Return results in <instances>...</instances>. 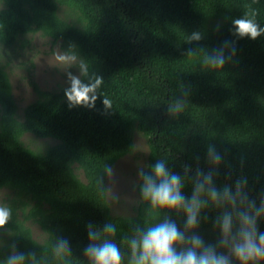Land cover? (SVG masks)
<instances>
[{"label": "trees", "instance_id": "16d2710c", "mask_svg": "<svg viewBox=\"0 0 264 264\" xmlns=\"http://www.w3.org/2000/svg\"><path fill=\"white\" fill-rule=\"evenodd\" d=\"M0 4L1 46L38 33L77 58L81 84L95 85L88 102L75 103L66 95L72 81L41 90L29 73L36 97L19 107L0 64V190L7 191L3 208L10 212L0 227V264L21 256L22 264H91L84 250L102 239L116 243L122 264H129V241L146 227L168 219L185 232L182 209L153 208L142 196L144 175L160 161L181 176L189 199L211 176L205 192L215 188L220 197H201L197 226L185 234L226 254L223 215L232 217L231 244L238 240L240 214H255L264 201V33L252 39L234 26L245 18L264 28V0ZM135 133L148 150L135 185L137 202L132 215H113L107 176L133 152ZM28 134L38 141L23 143ZM107 223L115 225V235L89 238V225L102 230ZM256 224L264 233V213ZM61 241L70 251L57 254ZM232 264L240 262L233 258Z\"/></svg>", "mask_w": 264, "mask_h": 264}, {"label": "clouds", "instance_id": "9594fccd", "mask_svg": "<svg viewBox=\"0 0 264 264\" xmlns=\"http://www.w3.org/2000/svg\"><path fill=\"white\" fill-rule=\"evenodd\" d=\"M234 26L239 35H247L252 39L264 33V28H260L252 19H236ZM96 83L98 85L100 81L97 80ZM94 87L95 85H83L78 79L73 78L71 89L66 92V95L72 102L86 103L89 99L88 93ZM104 104L110 106L108 100H105ZM214 159L217 163L219 162L218 157H214ZM152 172V175H144L143 198L149 201L153 208L172 211L182 209L187 218L185 232L197 226V217L203 207L201 197L207 195L212 202H216L220 197V193L215 188H209L205 192V183L211 184V176L205 177V183L196 184L189 199L181 192L183 186L181 176L171 173L163 161L157 162ZM239 187L238 184V195ZM223 195L228 197L227 188ZM244 199L246 201L247 197ZM229 203H234V201L229 200ZM252 208H255L254 202L249 204V209ZM262 213H264V201L261 202L260 208L255 214L241 213L238 240L233 239L231 244H229V239L232 233V217L228 214L223 215L221 244L228 246L230 255L217 254L212 246H205L199 236H187L185 232L178 229L175 222L165 219L146 227V230L138 232L129 241L131 251L129 264H232L233 258L240 264H259L260 261H264V233L258 232L256 220ZM9 217V210L0 207V227L5 225ZM115 233L116 227L113 223L105 224L102 230H93V226L89 225L88 235L91 240H101L102 234L113 236ZM178 247L181 248L180 251H177ZM56 251L57 254H61L70 251V249L65 242L61 241ZM84 254L90 259L91 264H122L123 259L120 248L110 239H102V243L99 244H89L84 250ZM22 260V256L12 257L7 261V264H22Z\"/></svg>", "mask_w": 264, "mask_h": 264}, {"label": "rangeland", "instance_id": "374dc122", "mask_svg": "<svg viewBox=\"0 0 264 264\" xmlns=\"http://www.w3.org/2000/svg\"><path fill=\"white\" fill-rule=\"evenodd\" d=\"M24 40L25 43L22 39L12 47L0 45V64L9 74L13 95L19 107L32 102L36 97L29 86V73H32L34 82L41 90L49 91L76 79L81 68L77 58L68 56L58 45H51L48 38L38 33L27 35ZM133 139V152L120 159L107 176V201L113 215H132L137 202L135 185L148 150L143 136L135 133ZM21 140L25 144L38 141L30 134L24 135ZM6 193L0 190V207H3ZM30 227L33 237L38 239L42 236L36 225L31 224Z\"/></svg>", "mask_w": 264, "mask_h": 264}, {"label": "water", "instance_id": "95a60500", "mask_svg": "<svg viewBox=\"0 0 264 264\" xmlns=\"http://www.w3.org/2000/svg\"><path fill=\"white\" fill-rule=\"evenodd\" d=\"M225 255H230V252L228 251Z\"/></svg>", "mask_w": 264, "mask_h": 264}]
</instances>
